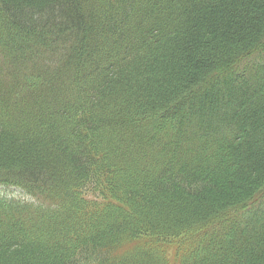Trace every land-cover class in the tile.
I'll return each instance as SVG.
<instances>
[{
  "label": "trees",
  "instance_id": "obj_1",
  "mask_svg": "<svg viewBox=\"0 0 264 264\" xmlns=\"http://www.w3.org/2000/svg\"><path fill=\"white\" fill-rule=\"evenodd\" d=\"M0 187V264H264V0H0Z\"/></svg>",
  "mask_w": 264,
  "mask_h": 264
},
{
  "label": "rangeland",
  "instance_id": "obj_2",
  "mask_svg": "<svg viewBox=\"0 0 264 264\" xmlns=\"http://www.w3.org/2000/svg\"><path fill=\"white\" fill-rule=\"evenodd\" d=\"M0 196L4 197L6 199H11V200L15 199V198H19V199L28 198V196L25 193H23V191H21L20 189H18L16 187H0ZM263 202L260 205L264 204ZM31 205L35 206V204H31ZM51 207L53 209H57L58 206L57 205H53ZM12 260L10 261L11 264H24L25 263L23 255L21 253H17L15 255H13L12 256Z\"/></svg>",
  "mask_w": 264,
  "mask_h": 264
}]
</instances>
